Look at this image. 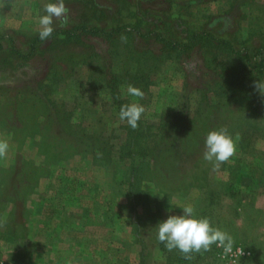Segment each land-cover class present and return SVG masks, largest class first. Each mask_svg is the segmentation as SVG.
<instances>
[{"label":"rangeland","instance_id":"rangeland-1","mask_svg":"<svg viewBox=\"0 0 264 264\" xmlns=\"http://www.w3.org/2000/svg\"><path fill=\"white\" fill-rule=\"evenodd\" d=\"M51 1L0 0V34L13 31L22 39L38 34V16ZM145 1L148 9L168 11L185 0H173L171 6L167 0ZM192 1L191 21L197 27L216 18L207 27L233 33L237 41L253 31L254 42L264 36V0ZM104 3L108 1L99 4ZM219 17L222 19L217 20ZM90 43L101 54L109 50L98 39ZM131 45L150 53L144 65L148 71L155 70L137 128L145 130L157 124L162 111L176 109L183 101L186 107L191 105L194 115L202 93L215 115L212 118H216L210 122L220 127L221 121V127L233 137L239 134L236 154L213 171L202 158L204 138L197 154L185 155L180 177L168 180L169 176L163 175L162 182L146 175L134 178L135 161L127 159L126 148L111 161L99 160L66 137L47 135L38 127L44 115L36 117L35 105L26 102L25 107L16 109L12 105L23 101L18 95L26 86L57 89L56 100L67 105L76 123L83 122L88 131L98 120L107 125V136L117 151L126 138L124 124L118 122L119 112L112 114L115 109L108 108L103 87L89 86L93 67L78 66L72 73L65 62L48 53L35 55L18 69L0 70V138L9 142L6 157L0 158V264H140L142 251L148 264H264V96L253 87L255 81L264 79L239 62L232 66L223 60L220 66L207 67L206 53L197 47L188 55H167L139 38ZM119 47L121 44H116L110 52ZM157 55L161 61L150 68V60ZM108 63L113 61L108 58ZM54 69L63 72L60 78L49 80L50 85L44 83V77ZM230 71H237L234 79L241 83L238 87L250 92L251 101L244 94L239 104L228 106L224 96L228 89L223 87L230 80L219 86L217 78ZM182 95L187 100L180 99ZM121 100L137 102L126 90ZM188 204L194 207L196 217H207L213 227L229 233L234 238L233 248L249 255L233 261L223 257V249L215 244L210 251L194 253L191 260L178 250L169 252L158 241L156 227L170 215H182Z\"/></svg>","mask_w":264,"mask_h":264},{"label":"trees","instance_id":"trees-1","mask_svg":"<svg viewBox=\"0 0 264 264\" xmlns=\"http://www.w3.org/2000/svg\"><path fill=\"white\" fill-rule=\"evenodd\" d=\"M102 1L104 0H65L66 6L70 9L69 21L63 28L58 27L57 21L54 25L55 31L46 42H42L38 34L22 39L19 38L20 34L13 31L1 33L0 70L18 69L35 55L48 53L51 58L56 57L65 62L67 69L72 73L78 66L89 65L94 68L95 73L88 84L90 87L97 85L103 87L109 100L108 108L115 109L112 114H117L121 105L125 104L121 100V93L126 90L128 84L141 89L144 93L143 98L149 91L150 76L155 70L148 71L144 65L146 59L149 61L150 53L145 54L131 45V41L136 38L158 46L159 50L167 55L172 53L188 55L197 47L205 51L207 67L212 64L214 67L220 66L223 60H228L232 66L239 62L250 68L255 77L264 79V36H258L254 42L252 39L256 33L253 31L245 35V40L237 41L233 33H225L222 28L207 27L209 21L203 27H197L191 21L194 17L190 8L194 4L192 0L177 3V8L171 6L173 0H167L171 6L168 11L148 9L144 7L145 0H107L109 5L99 4ZM214 19L216 18L209 24H212ZM220 19L222 18H217ZM121 35L127 36V43H121ZM92 39H98L108 45L109 50L102 54L95 51L90 43ZM116 44H121V47L112 54ZM112 56H115L114 60ZM108 58L113 61L111 65L105 64ZM160 61L158 55L151 59L150 68L157 67ZM61 73L63 72L59 69L51 70L44 77V83L50 85L49 80L57 79ZM235 73L237 71H230L222 79L217 78L219 86L230 80V83H225L226 86L223 87L228 89L224 95L228 106L233 103L239 104L244 94H246L244 98L251 101L250 92L247 93L238 87L241 83L234 79ZM41 87L40 85L34 89L32 86H26L18 95L23 101L12 102L14 109L25 107L26 102L35 105L38 110L36 117L38 118L41 113L44 115V121L38 122V127L45 130L47 135L59 139L66 137L79 150L99 160L111 161L121 148H126L124 153L127 159L135 161L132 167L134 178L146 175L161 181L165 175L169 176L168 180H172L173 176L180 177L179 167L186 156L189 153L197 154L198 146L207 133L222 126L221 121L220 127L216 126L213 120L210 122L209 119H216L212 118L215 115L205 96L200 93L202 99H199L200 104L194 115L191 114V105L188 104L186 107V102L183 101L180 106L178 103L176 109L162 111L157 124L145 130L139 128L133 130L118 118V122L124 124L122 128L125 130L126 138L116 151L110 135L107 136L105 123L98 120L96 126L88 131L83 122L76 123L72 120V114L65 103H58L55 98L58 94L57 89L50 86L46 89ZM234 88L239 93H235ZM130 97L140 104H147V99ZM186 98V95L180 96V99L187 100ZM164 183L167 184L165 181ZM140 191L144 192L141 187ZM131 194L134 198L132 189ZM140 256V264H148L143 251Z\"/></svg>","mask_w":264,"mask_h":264},{"label":"clouds","instance_id":"clouds-1","mask_svg":"<svg viewBox=\"0 0 264 264\" xmlns=\"http://www.w3.org/2000/svg\"><path fill=\"white\" fill-rule=\"evenodd\" d=\"M43 13L38 16V35L42 42H46L55 31L54 21H59L60 28L67 25L70 9L65 0H55L44 5ZM120 40L121 43H127V36L121 35ZM253 87L264 96V81H255ZM126 91L129 96L143 99V91L131 84L126 86ZM144 112L145 107L138 102L123 104L119 110V120L135 130ZM239 140V134L233 137L226 127L209 131L204 139L203 160L212 165L213 171L219 170L222 164L227 163L236 154ZM8 149V140L0 138V158L6 157ZM182 210V215H170L156 227L158 241L163 243L169 252L178 250L184 259L191 260L194 253L210 251L211 246L215 244L223 249L225 256L232 253L234 238L229 233L213 227L207 217H196L195 209L190 204L185 205ZM2 226L3 222H0V227ZM238 251L241 256L243 249Z\"/></svg>","mask_w":264,"mask_h":264},{"label":"built area","instance_id":"built-area-1","mask_svg":"<svg viewBox=\"0 0 264 264\" xmlns=\"http://www.w3.org/2000/svg\"><path fill=\"white\" fill-rule=\"evenodd\" d=\"M239 249H241V248H239V247L238 248H233L232 253L227 255V256H225L223 251H222V255H223V257L231 258L233 261H235L237 259H241V258L247 257L249 255L248 252L243 250V254L240 256L239 255V251H238ZM218 256H220V254H218Z\"/></svg>","mask_w":264,"mask_h":264}]
</instances>
